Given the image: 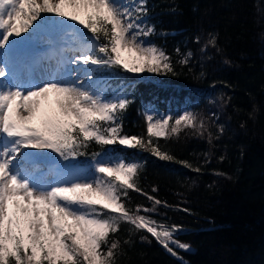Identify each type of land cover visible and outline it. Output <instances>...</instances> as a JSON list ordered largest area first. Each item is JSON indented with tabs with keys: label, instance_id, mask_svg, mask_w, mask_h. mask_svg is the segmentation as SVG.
<instances>
[{
	"label": "trees",
	"instance_id": "1",
	"mask_svg": "<svg viewBox=\"0 0 264 264\" xmlns=\"http://www.w3.org/2000/svg\"><path fill=\"white\" fill-rule=\"evenodd\" d=\"M146 8L140 21L155 31L145 41L164 50L176 74L95 69L106 95L131 101L122 134L147 142V112H192L203 129L151 137L173 160L92 142L73 164L99 153L140 165V191L128 190L124 203L151 208L147 196L160 200L147 215L178 226L174 238L191 247L174 256L146 230L121 223L110 236L121 242L116 264H264V0H146Z\"/></svg>",
	"mask_w": 264,
	"mask_h": 264
},
{
	"label": "snow or ice",
	"instance_id": "2",
	"mask_svg": "<svg viewBox=\"0 0 264 264\" xmlns=\"http://www.w3.org/2000/svg\"><path fill=\"white\" fill-rule=\"evenodd\" d=\"M146 13V0H0V264H116L121 242L110 236L119 232L121 223L146 230L174 256L171 245L191 247L174 238L178 226L169 227L147 215L156 211L160 200L147 196L153 201L151 208L129 209L124 203L128 190L140 191L134 179L140 165L105 162L93 153L92 179L74 177L46 184L43 173L37 175L35 170L36 161L45 157L26 150H51L68 162L65 168L75 167L73 161L86 155L92 142L119 143L173 160L152 144L151 137L178 136L181 126L202 130L203 121L197 123L192 112L176 118L146 113L145 142L143 137L122 134L119 120L131 103L127 98L105 99L82 81L51 79L27 89L7 83L17 38L39 36L49 16L60 18L52 21L60 29L54 39L73 53L69 62L89 81L94 68L175 75L164 50L143 39L155 31L138 22ZM85 30L91 43L84 40ZM209 43L215 46V38ZM188 57L180 63L187 64Z\"/></svg>",
	"mask_w": 264,
	"mask_h": 264
},
{
	"label": "rangeland",
	"instance_id": "3",
	"mask_svg": "<svg viewBox=\"0 0 264 264\" xmlns=\"http://www.w3.org/2000/svg\"><path fill=\"white\" fill-rule=\"evenodd\" d=\"M121 2H127V0H121ZM66 11H70L69 9H65ZM48 21L47 27H45L42 30V35L36 36L32 39H23L21 40L20 38H17L19 40V44L17 46V50L23 51V49H26L28 52L31 54L35 55L40 58L45 52L44 55V60L40 63H37L34 66H31V70L28 72L25 71L24 75V81H28L27 83H22V85L25 89L31 88L33 86L39 85L41 83L47 82L51 79H57V80H62L65 82H77L78 84L82 81L84 86L86 87H92L95 90H98L101 92L104 96L105 99L109 100H115L118 99V95H106V90H104V86L102 84H99L100 78L95 75V68L91 72L92 75V80L89 81L86 77L83 71L77 69L76 65H72L69 61L70 58L72 57L73 53L68 50L67 47H62V42L59 41L57 38L60 34V29L58 27V24H53L52 21H59L60 18L58 17H47L46 18ZM139 23L142 24L141 21H138ZM144 26V25H142ZM86 33V32H85ZM25 37H27V34H23ZM88 35L86 34L84 37L85 42L91 43V41L88 39ZM145 39V38H143ZM55 46H58V48L54 51L52 48ZM51 48V49H50ZM49 49V50H48ZM48 50V51H47ZM125 58H127V53L122 54ZM51 56L54 57L52 60L53 65L51 66L53 70L47 69V64L50 61ZM35 57V56H34ZM21 60H24V57L21 58ZM31 62V61H30ZM30 64V63H29ZM18 70H20L21 66L20 63H17ZM58 70L59 75L58 76H51L50 73L55 72ZM45 74V76H49V79H44L42 81V77ZM2 79V78H0ZM12 81L13 77H8L7 83L12 86ZM19 84V83H18ZM150 114H153L157 118H163L165 116H169L165 112H147ZM26 151H33L37 152L43 157L44 159H38L35 163V170L36 174L39 175L41 172L43 173V176L41 179L43 180L44 183L46 184H51V183H56L57 181H70L74 177H78L81 179H92L94 176V170H93V164L94 161L86 166H75L72 168H65L62 160H60L58 154L51 152V150H26ZM98 160H103L105 162H115L120 159H113L112 157H101ZM71 173V174H69ZM177 234V231L174 233V237ZM173 249H179L175 245H171Z\"/></svg>",
	"mask_w": 264,
	"mask_h": 264
},
{
	"label": "bare ground",
	"instance_id": "4",
	"mask_svg": "<svg viewBox=\"0 0 264 264\" xmlns=\"http://www.w3.org/2000/svg\"><path fill=\"white\" fill-rule=\"evenodd\" d=\"M42 34H43V33L41 32L40 35H42ZM43 36H44V34H43ZM57 48H58V46H55L54 48H52V50L55 51ZM50 49H51V48H50ZM48 50H49V49H48ZM48 50H47V51H48ZM44 53H45V52H44ZM44 53H43V54H44ZM43 54H42V56H41L40 58L35 57L34 60H32V62H30V65H31V66H34V65H36L37 63H40L41 60L43 61V60H44V55H43ZM19 55H20V56H19ZM17 56H19L18 59L24 57V58H26V60L29 61V59H28L29 56H34V55H30V53H29L28 51L22 52V54H20V53H18V52H15V54L12 56V58H17ZM53 59H54V57L51 56L50 61H49L48 64H47V69H51V70H53V68L51 67V66L53 65V62H52ZM10 62H12V61L10 60ZM13 69H14V68H12V71H11L10 76L13 74ZM50 75L53 76V77L58 76V75H59L58 70L55 71V72H52V71H51ZM22 77H23V73L21 72V73H19V74L17 75V78H16V79L14 80V82L12 83V86H15V84H17V81L20 80V79H22ZM48 77H49V76H45V74H44L43 77H42V81H43L44 79H49Z\"/></svg>",
	"mask_w": 264,
	"mask_h": 264
}]
</instances>
